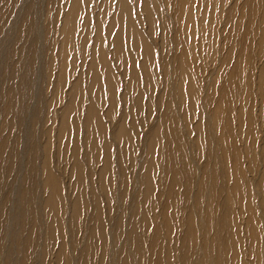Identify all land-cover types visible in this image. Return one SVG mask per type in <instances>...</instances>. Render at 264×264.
<instances>
[{
	"label": "rangeland",
	"instance_id": "rangeland-1",
	"mask_svg": "<svg viewBox=\"0 0 264 264\" xmlns=\"http://www.w3.org/2000/svg\"><path fill=\"white\" fill-rule=\"evenodd\" d=\"M109 1L89 0L88 9L83 7L84 10L78 14L79 20L75 23L73 31L75 50L69 51L68 49V52L66 51L62 56L59 49L62 46V27L67 15L68 0H0V264H19L24 251L19 250L18 245L28 238L30 228L34 231L30 238L35 248L29 258L25 257L26 264H42V262L43 264H57V251L61 247L64 251L61 264H81L80 260L85 258L81 253L85 241L88 239V230L94 226H103L107 238L101 239L102 242L95 238L98 241V249L92 248L89 264H117L121 261H128V264H149V255L146 249L151 227L147 224L146 219L150 220L151 216L148 214L149 210L146 209V216H144L143 208L141 210V207H136V205L139 206V203L131 202L130 199L138 189L134 184V178L141 169L138 150L141 147L142 137L157 122L156 109L154 107L151 109L150 104L157 100L161 92L163 93L166 84L161 85V88H153L152 91L151 87L145 86L143 75L139 74L135 83L138 92L142 94L139 101L141 109H134L131 112L136 122L135 131L130 132L133 152L125 154L120 161H116L114 154L118 147L111 140L108 132L119 121L121 111H124V108L126 111L131 109L126 105L132 104L137 95L133 92H126L129 77L124 72L126 73L130 66L127 56L126 63L128 65L125 66L115 62L113 56H107L113 74L117 76L114 79L117 104L110 120L105 117L110 102L107 100L108 98L99 100L97 109L107 127L106 138L110 143L109 152L113 154L110 158L111 175L109 176L111 178H107L108 180L105 181V189L100 190L97 176L102 166L103 153H99L100 156L96 164L83 161L81 142L83 144L84 133L79 128L78 140L80 143L78 144L79 155L77 158L83 165V181H86L84 195L87 201L86 206L81 209L80 216L77 214V218L71 217L73 214L72 202L75 197L74 181L70 178L73 155L71 149L74 137H72L73 135L64 137L60 142L57 133L59 115L67 103L68 92L78 78H80L79 84H81L83 98L89 100L90 97L85 85L87 82L86 66L91 60L89 50L92 47V42L87 43L85 53L82 54L78 43L82 30L81 20L87 17L90 21L89 31L91 34L88 37L85 32L84 37L88 39L94 37L93 33L98 22V30L99 27L101 28L102 46L106 52H110L112 48L110 38L107 37V27L110 23L109 15L114 10L117 0H111L110 13ZM126 2L136 30L139 34H143L149 44L155 47L153 51L158 54L160 51L163 56L166 53L162 42L166 33L167 40H174L173 37H175L178 43H181L180 39L183 40L185 37L184 34L182 35V28L188 34L193 35L187 39H189L188 45L191 44L190 51L195 67L199 70L197 75L199 76L200 94H198L199 102L197 101L196 107H200L201 102L204 101V110H207V112L203 110V116L199 115L197 110L195 117L187 118L184 124L188 130L185 134H182L183 130L180 135L175 133L173 137L176 140L175 144H169L167 141L168 146L164 147L165 139L161 142L163 157L158 164L163 170V175L168 173V177L176 178V195L180 196L179 193L183 190V196H181V200L179 199L180 207L177 204L173 211L171 208L170 214L174 215L178 224H182L185 211L189 210L190 212L192 207L199 226L197 228V244L193 243L190 246V251L183 252V250L180 251L183 244L179 247V243L176 241L179 240L184 230L176 228L178 225L175 227L172 223L173 231H168L170 240L169 243L162 245L165 247L163 252L165 253L169 249L171 258L175 260L178 257L179 260H184V264L202 262L196 257L198 247L199 251L207 249L212 254V258L206 255L207 259L209 258L208 263L216 262L217 264L220 258L231 259L229 254L231 249L234 250L233 244L236 238L231 239L230 227L224 228L228 230L226 235L218 237L223 228L210 225L205 220L202 223V219L206 214H211L209 210L204 209L205 207L213 212L217 211L212 215L216 219L228 208V205L224 207L222 204L223 200L227 201L226 199L231 193V196L236 197L238 191L234 190L235 185L229 189L227 187L226 190L228 184H226V180H222L225 171L227 169L231 171V167L234 168L233 162L235 161L247 180L252 192L251 196L255 195L254 202L258 205L262 204L258 210L256 209V216L264 224V179L262 178L264 160L261 157L264 143V90L260 95L258 88L260 70L264 65V0H192L191 21L185 23L182 28L180 26L182 36L178 33L179 28L176 27L178 24L172 20L177 0H126ZM142 6L150 9V20L142 11ZM104 12L105 14L102 15ZM97 13L98 15H96ZM103 16L105 20L102 18ZM114 34L115 30L112 32L111 38ZM178 36L180 37L178 38ZM244 40L247 43H243ZM232 48H235V51L234 54H231L230 66L238 59L244 61L246 57L245 63L247 62L248 70L242 73L245 74V79L233 91L235 93L233 100L238 99L233 101L231 110L233 111L232 117L235 116L234 122H232L234 125L231 124V128L234 130L236 144L233 153L229 154L232 156L227 157L229 141L226 146V141H221L223 136H219L220 129L218 128L215 133L214 128L208 126L209 122L205 118H207L206 114L211 115L210 112L214 107L210 84L215 78V72L219 69V61L224 56L226 57L225 53L231 51ZM170 49L171 46L167 48V55L171 53L169 51L173 52ZM179 50L180 48L177 46L175 52L178 53ZM66 54H68L67 57ZM131 54H136V51ZM133 59L137 61L135 67L138 68L140 57L134 55ZM168 61L167 58L164 63ZM155 63H152L153 69ZM241 64L243 67V62ZM60 66L65 72L64 86L63 82L57 85ZM155 68L158 66L155 65ZM263 69L264 67L262 71ZM102 91L105 92V89L103 88ZM166 94L165 91L164 96ZM246 96H248L247 100H240L241 97L246 98ZM167 99L169 100V98ZM165 100L166 98L163 102ZM76 103H79L77 99ZM84 109L85 106L80 108V114H83ZM150 109L152 112L149 114L148 120V110ZM199 122L202 124L204 139L205 135L207 137L205 140H199L196 147L195 128ZM65 143L69 145L67 148ZM157 148L158 146L155 149ZM46 156L49 159L52 173L60 179L62 196L66 199L63 200L62 207L56 216L44 208L47 197L43 183V164ZM8 157H11L12 160L10 159L7 163ZM213 158L219 159L215 166L219 173L213 169V173L216 172V174L211 175L208 170L213 168ZM206 166L207 168H205ZM239 168H237V172H239ZM233 171L236 172L235 169ZM119 172H121V177H119ZM156 172L152 180L155 187L153 191L155 203L159 202L156 197L159 194L158 181L161 179L159 170ZM24 177L27 181L25 194L28 200L25 204H27L28 210L21 211V200L25 198L24 194L20 193ZM216 178L221 180H218V186L215 185ZM189 182L191 185L188 184ZM232 182L233 180L230 181V183ZM181 183L179 189L178 184ZM222 190L225 191L221 192ZM123 191L125 193L122 195L120 192ZM239 193L241 197V192ZM124 195H126L125 198ZM192 198L194 206L190 207ZM94 199L96 202L98 201V204L93 202ZM161 201L163 203V199ZM241 203L244 202L241 201ZM147 205H145L146 208H149ZM234 206L236 205L234 204ZM161 207L154 210V215L159 214ZM237 212L239 213V211ZM239 219L240 223H243L245 215L239 216ZM25 220H28V223H26V227L22 228L19 223H23ZM210 220H212L211 217ZM50 222H56L61 226V230L55 234L52 232L50 235V227H48ZM119 222L122 224V229H115ZM132 225L137 228V233L140 235L138 238L143 242L140 246L139 257L132 256V250L126 248V237L131 232ZM120 230L122 231L121 235L119 234ZM161 231L162 236L166 234L165 231ZM208 231L209 234H207ZM120 236L124 238H120ZM166 239H168L167 236ZM89 244L94 245V240ZM245 245L247 243L243 241L240 249L245 250ZM255 246L256 243L253 247ZM90 249L86 250L85 256ZM154 250L157 251L155 248ZM241 255L238 258H241ZM251 260V258L245 257L246 262H251ZM173 261L171 264H174Z\"/></svg>",
	"mask_w": 264,
	"mask_h": 264
},
{
	"label": "bare ground",
	"instance_id": "bare-ground-1",
	"mask_svg": "<svg viewBox=\"0 0 264 264\" xmlns=\"http://www.w3.org/2000/svg\"><path fill=\"white\" fill-rule=\"evenodd\" d=\"M89 3H90L89 0H68L67 2L68 5L66 9L67 15L64 19V24L62 27L63 39H62V46L59 49L60 55L63 56L68 49L69 51L75 50L73 47V40H74L73 31L75 29V23L77 22V20H79L78 14L82 10H84L83 9L84 6L86 9H88ZM108 4H109L108 7L110 8L109 9V13H110L111 0L108 2ZM175 5L177 6L175 12H173L174 16L172 17V20L178 24L176 27L179 28L178 33L180 34V36L184 34L185 37L183 40L180 39L181 43H178L176 42L177 38L175 37H173L174 40L171 41L167 40L168 36L166 33L164 40L163 38L164 35L162 32L161 35L163 38L162 42L164 48H166V50H164L166 53H164L163 56L162 52L160 51L159 54L161 57L159 56L158 52L153 51V48L155 47H153L151 44H149L148 41L145 40L143 34H139V32L136 30L135 28L136 25H134L135 23L133 22L132 17L130 15V11L128 9V3L126 2V0H117L114 10L109 15L110 23L107 27V34H108L107 37L110 38V43L112 44V48L110 52L108 51L109 53L106 52V49H104V47L102 46L103 40L101 38L102 37L101 28L99 27L98 30V22L97 25L95 26L96 28L95 32L93 33L94 37L92 39H88L87 37H84V33L86 32L88 37L91 34V31H89L90 21L87 17L81 20L82 30L78 41L80 52L84 54L87 43L90 41L92 42V47L89 50L91 52V60L89 61V64L86 66L87 82L85 85L88 91V95L90 97L89 100H85V98H83V91L81 90V84H79L80 78H78L77 81L73 83L70 91L68 92V100L59 115L60 117L57 128V133L60 142L62 141V139H64V137H71L72 135H73L72 137H74L73 147L71 149L73 155H72V162L70 169V176H71L70 178L73 179L74 181L73 190H75V197L73 198V202H72L73 214L71 217L77 218L78 215L80 216L81 209L86 206V201H87V198L84 195L85 193L84 188L86 181H83V172H82L83 165L80 163V161L77 158V156L79 155L78 144L80 143V141L78 140V137L80 135L79 128L82 130V133H84L83 144L81 142V147L83 148V157H82L83 161H85L86 163L90 161L96 164L98 163V158L100 156L99 153L101 152L103 153L102 166L100 167L97 176L98 179L97 183L100 187V190L105 189V181L111 178L109 176L111 175L110 158H112L113 154L109 152L110 143L107 141L106 138L107 127L105 123L102 121V117L99 115V111L97 109L98 101L104 100L105 97L108 98L107 100H110V102L105 117L106 119L110 120L113 117L112 116L113 110L115 109V106L117 104L115 100V82H114V79H116L117 76L113 74V71L110 66V62L107 60V56L108 55L113 56L115 62L117 63L119 62L124 66L128 65V63H126L127 61L126 56H127L128 60L130 61V66L127 68L126 73L124 72V74L129 77V83L128 86L126 87L128 88V90H126V92H133V94L137 95L136 99L132 104H127V105L125 104L126 106H130L131 109L129 111H126V109L124 108V111L123 110L121 111V116L119 118V121H117V123L114 124L112 130L108 132L111 140L118 147L117 152H115L114 154L116 161L117 160L120 161L125 154L128 153L132 154L133 152V148H132L133 144L131 145L132 142L131 131L133 130L135 131L136 122L131 112H133L134 109L137 110L141 109V104L139 101L142 98V94L138 92L135 83L136 79L139 77V74L143 75L145 86L151 87L152 91L153 88H161V85L166 84V87L163 88V93L161 92V95L157 97V100H155L150 104L151 109L153 107L156 109L157 114L155 117H157L156 119L157 122L155 124L153 123L154 125H152L150 130L146 132V135L144 134V136L142 137L141 147L138 150L139 152L138 159L140 160L141 163L140 165L141 169L139 172L141 173L139 172L136 173L134 178V184L138 187V189L130 199L131 202L137 201L139 203V206L136 205V207L137 208L141 207V210L143 208L144 216H146L145 209L147 211L149 210L148 214L149 216H151L149 218L150 220L146 219L147 224H149L150 227L152 228V229L150 228L151 233L147 238L148 246L146 249V252H148L149 255L148 258L149 264H162V263L171 264L172 261L174 260L173 258H171V255L169 254V249L165 253L163 252V249L165 248L163 247L164 244L169 243L170 240L169 230L173 231L171 226L172 223H174L173 225L175 227L176 225H178V227L176 228L179 229L181 228L184 230L179 240L176 241V243L177 242L179 243V247L181 244H183L181 245V250H180V251L183 250V252L190 251L191 250L190 246L193 245V243L197 244V228H199L196 214L192 212L193 208L191 206H194L193 198L190 203V207H191L190 212L189 210L185 211L183 215L185 216V218L182 224H178V222L175 220L174 215L170 214V209L172 208L173 211L175 209V206L179 204L180 202L179 199L181 200V196H183L182 193L183 190L179 193L180 196L176 195V190H175L177 186L175 184L176 178L174 176H172V178L168 177V173L163 175V170L160 164H158L161 161V158L163 157L162 145H161L162 140L165 139L163 144L164 147L168 146L166 143L167 141H169V144H175L176 140L173 139L175 133L177 132L180 135V133H182L181 130H183L182 134H185V132H187L188 130L187 126H185L184 124L187 118L189 116L195 117L197 115L195 114L197 110L199 111L198 114L203 116V110L205 108L203 105L204 101L201 102L202 105L200 107H196L199 102L198 94H200L199 82H198L199 76L197 75V73L199 74V70L195 67V63L190 51L191 44L188 45L189 39H187L189 36L192 37L193 35L190 33L188 34L182 28V26L185 23L191 21L192 0H177V3ZM142 11L145 12L146 16L149 17L148 20H150L151 17L150 9L148 10L145 6L142 8ZM104 14L105 12L102 15ZM96 15H98V13ZM102 18L105 20L104 16ZM150 26L152 27V25ZM180 26L182 28V35H181ZM151 29H153V27ZM114 30H115V34L113 38H111V34ZM175 36L177 37L176 33ZM180 36H178V38ZM127 42L128 44H125ZM244 42L247 43V41L245 40L243 41V43ZM170 46H171L170 50H173V52L169 51L171 53L167 55V48H169ZM177 46L180 48L178 53L175 52L177 50ZM133 51H136V54H131ZM234 51L235 48H232L231 51H227L225 53L226 57L224 56V58L221 61H219V69L218 71L215 72V78L214 80H212L210 84L211 86L210 91L212 92L214 98V102H213L214 107H213V111L210 112L211 115L209 116L206 114L207 118H205L209 122L208 126L210 128L213 127L215 133L218 131V128L220 129L219 136H223L221 141L222 142L226 141L225 143L226 146H227V141H229L230 144L227 146L229 148L227 157L232 156L229 154L233 153V148L236 144L234 141L236 139L234 135V130L233 128H231V124L232 122H234L235 116L232 117L233 111L231 110H232L233 101H236L238 99L233 100V97L235 98V93L233 91L238 84H241L242 81H244L245 74L242 73L243 72L245 73V71L248 70V67L246 65L247 62L245 63L246 57L244 58V61H239L238 59L235 63L233 62V65L230 66L231 54H234ZM134 55L140 57V63L138 68L135 67V63L137 66V61H134L133 59ZM67 56L68 54H66V57ZM167 58L169 61L164 63V60ZM154 62L156 63L154 64V69H153L152 63ZM242 62H243V67L241 64ZM155 65L158 66V68H155ZM263 67L264 65L261 67L259 74L258 88L260 91V95L263 94L262 90H264L263 89L264 69L262 71ZM155 69L158 71H156ZM60 82H63V86H64L65 72H63L62 66H60V71L59 74L57 75V83H58L57 85H60L59 84ZM219 83H221V85H219ZM103 88L105 89V92L102 91ZM165 91L167 94L164 96ZM165 98L166 100L165 102H163ZM167 98H169V100ZM76 99L79 101V103H76ZM241 99L247 100L248 96H246V98L241 97L240 100ZM83 106H85L84 112L83 114H80L81 112L80 108H83ZM151 109L148 110V120H149V114H151L152 112ZM204 111L207 112V110ZM111 125H113V123H111ZM233 125L234 124H232V126ZM195 133H196L195 145L197 147L199 140H205L207 137L206 135H205V139L203 137L202 124L200 122L195 128ZM136 134L138 135L137 132ZM68 143L67 144L65 143L66 148L69 146ZM157 146L158 148L155 149ZM261 157L264 160V143L261 149ZM10 159L12 160L11 157H8L7 163L8 161H10ZM218 160L219 159L213 158V163H214L212 165L213 168L208 170L211 175L216 174V172L213 173V169L217 170V173H219L218 169L215 167ZM48 161L49 159L46 156L45 162L43 164V175H44L43 183H44V191L47 197L44 202V208L45 210L50 211L56 216L59 213L60 207H62L63 200L65 199V197L62 196L60 179L59 177L55 176L52 173ZM233 164H234V168L231 167V171L227 169V171H225L222 180L223 181L226 180V184H228V186H226V190L227 187L229 189L230 187L235 185L234 190L238 191V193H236V197L231 196L232 195L231 193L230 195H228L229 198L226 199L227 201L223 200L222 204L224 205V207L228 205V208L224 210V212L220 214L216 219H214L212 215L216 214L217 211L213 212L211 209H208L207 207L205 208L203 207L206 211L209 210L211 214H206L202 219V223L205 220V222H208L210 225L217 226L218 228H223V230L220 231V234H218V237H222L226 235L228 230L224 228L230 227L229 232L231 239L233 240L234 238H236V241H234L233 244L234 250L231 249V253L229 254L231 256V259L220 258V261L218 260L217 264H264V231H263L264 224L256 216V209L258 210L260 208L259 206H261L262 204L259 203L258 205V203L256 204L254 202V199H256L255 195L253 197L251 196L252 192L249 189V185L247 183L245 176L242 174L241 169L237 167L238 164L235 161L233 162ZM207 166L205 168H207ZM237 168H239V172H237L238 171ZM234 169L236 170V172L233 171ZM157 170H159L160 172L161 179L160 181H158L159 194L156 197V199H158L159 202L163 199V203L162 201L160 203L158 201L155 203L154 201L156 200L153 199V191L155 187L153 185L152 180L155 174L157 173L156 172ZM121 176H122L121 172H119V177ZM262 178L264 179V173ZM218 180L219 179L216 178L215 185L217 186H218V182L221 181ZM231 180H233L232 183H230ZM26 182H27L26 177H24V182L22 184V189L20 193L24 194L25 198L21 200V205H20L21 211L28 210V206L27 204H25L27 203L28 200L25 194ZM188 184L191 185L190 182ZM181 185L182 183L178 184L179 189L181 188ZM184 186L185 185L183 184V188ZM189 189H188V193H189ZM224 191L225 190H222L221 192ZM239 192H241L242 198L240 197ZM120 193L123 195L125 191ZM257 195H259V192H257ZM125 197L126 195H124V198ZM241 201L244 203H241ZM93 202L98 204V201L96 202L95 199ZM234 204L236 206H234ZM145 205L149 206V208H146ZM178 206L180 207V204ZM97 207H99V205H97ZM160 207L162 209L159 211V214L154 215L153 213L154 210ZM237 211H239L240 215ZM243 215H245V220L243 221V223H240L239 216H243ZM210 217L212 220H210ZM159 219L160 221H158ZM217 222L218 224L216 225ZM26 223H28V220H25L23 223L20 222L19 225H22L23 228V226L26 227ZM55 223L52 222L49 223L48 227H50L49 228L50 235L52 232L55 234L58 233L59 230H61V226L58 225L57 223L55 225ZM121 225L122 224L120 222L119 224L117 223L115 229H119V228L122 229ZM206 227H208V225H206ZM146 229L148 230V227ZM130 230L131 232H129L128 237H126L127 238L126 248L132 250V256L139 257L141 250L140 246H142L143 242L138 238V236L140 235L139 233H137V228L134 227V225H132V228ZM161 230L165 231L166 234L162 236L160 234L162 232ZM32 233H34V231L32 228H30L28 238L23 242L19 243L18 245L19 246L18 249L24 251L23 257L20 259L19 264H26L27 259L25 257L29 258L33 253V249L35 248V246L32 244L30 238V235ZM119 234L120 235L122 234L121 230ZM207 234H209V231L207 232ZM166 236L168 237V239H166ZM198 236H199V232H198ZM121 237L124 238L123 236H120V238ZM95 238L100 242L103 241V240L101 241V239L105 240V238H107L106 234L104 233L103 226L100 227L94 226L93 228H89L88 239L85 241V244L83 246L84 249H82V253H81L85 258L83 260H80L81 264H89V259H90L89 256L92 248L98 249L97 247L98 241ZM92 240H94V245L89 244V242ZM243 241L247 243V245H245V250L240 249V247L242 248ZM255 243L256 246L253 247ZM154 248L157 249V251H155ZM88 249H90V251L85 256V252ZM210 249L213 250L212 248ZM206 255H209V257L212 256V254L209 253L207 249H205V251L200 249L199 251V247H198L196 251V257L202 261V262L199 261V264H216V262L208 263L209 258L207 259ZM239 255H241V258H238ZM63 256H64V251L61 247L57 251V257H56L57 264H61V260ZM246 256L252 259L251 262L245 261ZM223 259L225 261H222ZM183 261L184 260L181 261L177 257L173 261V263L184 264ZM117 264H128V261L127 262L121 261L118 262Z\"/></svg>",
	"mask_w": 264,
	"mask_h": 264
}]
</instances>
